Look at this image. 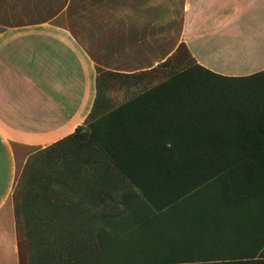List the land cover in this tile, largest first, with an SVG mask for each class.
I'll list each match as a JSON object with an SVG mask.
<instances>
[{"label":"rangeland","instance_id":"obj_1","mask_svg":"<svg viewBox=\"0 0 264 264\" xmlns=\"http://www.w3.org/2000/svg\"><path fill=\"white\" fill-rule=\"evenodd\" d=\"M162 81L159 103L150 106L152 93L131 103ZM136 107L143 123L162 121L175 142L154 146L143 188L125 197L103 143L133 163L146 157ZM71 141L58 154L35 151L19 172L20 264H264V72L216 74L183 44L155 71L100 68L94 105ZM73 146L97 164L61 192L40 189Z\"/></svg>","mask_w":264,"mask_h":264},{"label":"crops","instance_id":"obj_2","mask_svg":"<svg viewBox=\"0 0 264 264\" xmlns=\"http://www.w3.org/2000/svg\"><path fill=\"white\" fill-rule=\"evenodd\" d=\"M181 43L216 74L263 70L264 0H0V264H20L21 168L86 121L98 69H150Z\"/></svg>","mask_w":264,"mask_h":264},{"label":"trees","instance_id":"obj_3","mask_svg":"<svg viewBox=\"0 0 264 264\" xmlns=\"http://www.w3.org/2000/svg\"><path fill=\"white\" fill-rule=\"evenodd\" d=\"M182 44V43H181ZM167 59L162 61L161 63L157 64L156 66L147 69L148 71H155V69H159L162 65L166 63ZM198 67L203 68L202 66L198 65ZM205 69V68H203ZM98 69V73H99ZM207 70V69H205ZM209 71V70H208ZM264 72V69L261 70ZM260 72V71H259ZM257 73V72H256ZM220 75V74H219ZM224 76V75H223ZM247 76V75H246ZM236 77V76H233ZM239 77V76H238ZM167 85V82H160L158 85H154L150 88L147 89V91L142 92V94L138 95L135 97L131 103L133 105L137 104L139 100H144L147 98V94L152 93L153 96H150L149 104L150 106H154L156 103L160 102V99L156 96L157 92L160 90H163ZM135 113V117L137 118V123L138 128L140 129V133H143V140L141 142V146L146 152V157L143 156V159L140 161L139 164L133 163L130 159H127L126 157H121L118 156L117 152V146L110 145L107 143V141H104V148L103 151L107 154V158L111 159L114 165L118 168L120 174L122 175L124 179V195L125 197H129L131 195H134V190L132 187H136L137 189H142L146 179L144 178V171L146 168V159L148 158L149 155H151L149 152L153 150L154 146L157 144L162 148L169 149L172 147L173 142H175L174 137H171L168 134V129L165 128V124L162 121H157L155 125H152V123H143V120H145V113H142L140 111V107H136L135 109H132ZM143 115H142V114ZM150 114V110H149ZM81 127L78 126L74 132L69 134L68 136L52 143L51 145L44 147L40 150L39 152H46V155L49 154H58L63 151V149L57 148L58 145L62 144H67L69 145V142H72L71 140H74L77 136V132L79 131V128ZM155 142V143H154ZM248 147L253 146V143L247 144ZM93 150H96L97 147L94 146ZM168 147V148H167ZM56 148V150H55ZM68 149V148H67ZM70 149V147H69ZM75 150L73 154L68 157V161L64 162V164L58 163L57 166H55L54 170L51 171L50 174L42 176L45 177L44 180L40 183L39 187L40 189H45V190H56V192L60 191L63 186L67 185H72L69 184L70 181L72 182H78L81 181V177H84L85 173L88 172L97 162L94 161H87L84 159V155L82 151L79 150V148H76L73 146L72 148ZM98 150V149H97ZM99 152V151H98ZM59 164H61L59 166ZM94 164V165H93ZM79 201H73L72 202V207L75 209V212H79ZM57 207V206H56ZM58 209V208H57ZM98 207L95 208V213L98 211ZM57 211V210H56ZM55 220V219H54ZM59 221V219L56 221V223Z\"/></svg>","mask_w":264,"mask_h":264}]
</instances>
